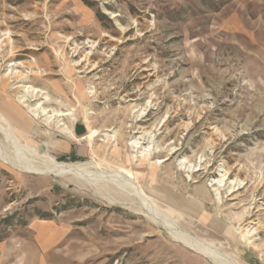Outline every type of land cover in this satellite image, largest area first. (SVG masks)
<instances>
[{
    "label": "rangeland",
    "instance_id": "rangeland-1",
    "mask_svg": "<svg viewBox=\"0 0 264 264\" xmlns=\"http://www.w3.org/2000/svg\"><path fill=\"white\" fill-rule=\"evenodd\" d=\"M0 120L31 159L91 164L0 160V264H216L121 171L165 222L264 264V0H0Z\"/></svg>",
    "mask_w": 264,
    "mask_h": 264
},
{
    "label": "bare ground",
    "instance_id": "bare-ground-1",
    "mask_svg": "<svg viewBox=\"0 0 264 264\" xmlns=\"http://www.w3.org/2000/svg\"><path fill=\"white\" fill-rule=\"evenodd\" d=\"M111 15L114 17L115 13H111ZM9 73L12 75H16V74L19 75L20 81H25L27 79V77L29 76L27 73L21 72L20 70H17L15 68H11ZM29 74H33V73L29 72ZM6 75H8V73H6ZM24 88H25L24 90L26 92H28L31 95V97H35V98L39 97V98L44 99V100L48 99V96H47L48 94L44 90H42L41 88L34 87L31 85H24ZM31 111H34L36 113V115L38 113L39 114L42 113L43 115H48V110L42 104H38V105L36 104L35 106H32ZM55 114H58L59 116H66V114H68V113H64V112L62 113L61 112V114H59V113L55 112ZM52 115H54V114H52ZM62 125L65 127V123H62ZM63 130L68 131L67 127L63 128ZM96 132L97 131H95V130L89 131V133L86 134L85 136L86 137H92L95 135ZM0 133L6 139H8L9 142L15 148V152L13 154H11V153H8L5 150V148H3L2 145L0 144V160L4 164H6V165L18 170V171L35 173V174H42V175L55 174L57 176H63V175L70 174V175H74L75 177L76 176L78 177L79 175L87 173L88 169L90 167L89 165H91V164L88 165V163L87 164H81V163H74V162H70V161H68V162L58 161L54 157L44 156L41 153L36 154L35 160L33 158L31 159V158H29V156L26 155L27 152L25 153V150L20 145V143H19L17 137L15 136L13 130L9 126L5 125L1 120H0ZM30 157H32V155ZM37 158L39 160L41 159L40 163L38 161H36ZM99 165L101 166V164H99ZM105 172H103V173H105ZM113 173L114 174L112 175V179L114 177V179L117 180L119 185L122 187V190L125 187V188H129L132 192H134L140 198L141 202L143 203V207H146V209L148 211L150 210L149 211L150 214L156 219V221H157V219H160V221H162L164 224L168 225V228L171 231L174 238L179 239V241H181L185 245L192 247V248L198 250L200 253L211 258L216 264H240L238 261H236L235 259L230 257L228 254L224 253L223 251L218 250L215 247H212L210 245L205 244L203 241H200L199 239L195 238L190 233L186 232L185 230H182L174 221H169V222L166 221L165 222L162 219L163 217H162V215H160V212H158L155 205L147 199L146 192L140 188V186L138 185L139 182H138L136 176H134V174L132 172H130V171L122 172L121 171V172H113ZM222 181H223V179L221 180V182ZM123 191H125V190H123ZM164 217H166V216H164Z\"/></svg>",
    "mask_w": 264,
    "mask_h": 264
},
{
    "label": "water",
    "instance_id": "water-1",
    "mask_svg": "<svg viewBox=\"0 0 264 264\" xmlns=\"http://www.w3.org/2000/svg\"><path fill=\"white\" fill-rule=\"evenodd\" d=\"M44 150V148H42Z\"/></svg>",
    "mask_w": 264,
    "mask_h": 264
}]
</instances>
